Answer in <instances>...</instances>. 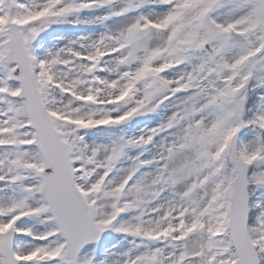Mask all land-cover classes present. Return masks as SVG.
Instances as JSON below:
<instances>
[{"label":"snow or ice","instance_id":"1","mask_svg":"<svg viewBox=\"0 0 264 264\" xmlns=\"http://www.w3.org/2000/svg\"><path fill=\"white\" fill-rule=\"evenodd\" d=\"M0 264H264V0H0Z\"/></svg>","mask_w":264,"mask_h":264}]
</instances>
